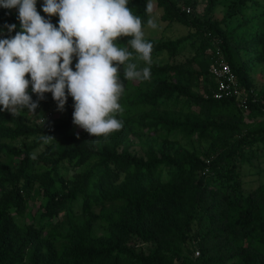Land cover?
Instances as JSON below:
<instances>
[{
  "label": "trees",
  "instance_id": "1",
  "mask_svg": "<svg viewBox=\"0 0 264 264\" xmlns=\"http://www.w3.org/2000/svg\"><path fill=\"white\" fill-rule=\"evenodd\" d=\"M206 1L198 15V0H129L152 64L147 80L127 81L118 66L120 131L75 125L67 90L54 123L53 94L39 100L31 83L36 111L0 106V264H264V0ZM154 11L188 34L148 36ZM21 31L18 8L0 7V39ZM129 39L117 46L133 52ZM218 50L240 97L217 98ZM128 63L147 66L134 52ZM249 173L259 185L247 192Z\"/></svg>",
  "mask_w": 264,
  "mask_h": 264
},
{
  "label": "clouds",
  "instance_id": "2",
  "mask_svg": "<svg viewBox=\"0 0 264 264\" xmlns=\"http://www.w3.org/2000/svg\"><path fill=\"white\" fill-rule=\"evenodd\" d=\"M36 3L0 0V7L18 8L22 27L13 38L0 39V106L11 113L25 107L36 111L39 103L28 94L31 83L39 100L52 93L63 112L67 90L75 102V125L93 137L120 131L123 124L114 115L121 110L124 91L118 66H124L127 81L147 80L152 64L153 45L145 41L141 19L133 15L129 0H44L42 10L59 16L58 28L39 14ZM152 11L148 2L146 12ZM147 24L157 27L153 19ZM6 27L15 31V25ZM122 37L131 38L127 45L147 66L128 63L133 52L117 46ZM73 56L78 58L75 71Z\"/></svg>",
  "mask_w": 264,
  "mask_h": 264
},
{
  "label": "rangeland",
  "instance_id": "3",
  "mask_svg": "<svg viewBox=\"0 0 264 264\" xmlns=\"http://www.w3.org/2000/svg\"><path fill=\"white\" fill-rule=\"evenodd\" d=\"M182 1H185V0H179V2H182ZM198 4L199 5L196 8L195 12L198 15H201L204 12L207 1L206 0H198ZM154 9H155V6L153 4V10ZM191 11H193V10L191 9ZM218 13H220V12H218ZM161 16H162V14L160 11H154L152 19L156 23L157 27L155 29H153V28L148 26V31L146 32V34L148 36H154L155 38L163 37L167 40H173V39H178V38L183 37V36L188 34V29L186 27L180 25V24H174L172 26H167L166 22L161 21ZM194 53H195V48H193L192 44H188L185 47V49L183 50V52L181 53L179 59H180V61L184 62V61H186V59L191 58L194 55ZM168 59H169L168 56L164 55L160 59V61L163 63H166L168 61ZM50 113L53 114V116L50 120V122H52V123L63 119V117L66 116V114H67L65 109L63 112L59 111L58 105L55 106V108L51 109ZM133 141H135L134 138H133ZM135 148L138 149L139 147L136 146ZM245 180L247 182L245 185V190L247 192L252 191V189H254L255 187H257L259 185L258 177L253 173L247 174V176L245 177ZM196 256H198L197 253H196Z\"/></svg>",
  "mask_w": 264,
  "mask_h": 264
},
{
  "label": "built area",
  "instance_id": "4",
  "mask_svg": "<svg viewBox=\"0 0 264 264\" xmlns=\"http://www.w3.org/2000/svg\"><path fill=\"white\" fill-rule=\"evenodd\" d=\"M191 12V9H187ZM219 58L211 65L210 73L219 82V91L217 93V98L220 99L224 96L236 95L240 97V92L237 86L236 78L232 74L230 66L224 60L221 52L218 50Z\"/></svg>",
  "mask_w": 264,
  "mask_h": 264
}]
</instances>
